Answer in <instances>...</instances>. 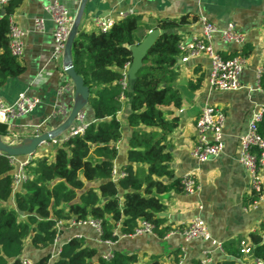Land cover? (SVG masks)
I'll return each instance as SVG.
<instances>
[{
    "label": "trees",
    "instance_id": "trees-1",
    "mask_svg": "<svg viewBox=\"0 0 264 264\" xmlns=\"http://www.w3.org/2000/svg\"><path fill=\"white\" fill-rule=\"evenodd\" d=\"M0 0V88L11 78L24 73L25 67L10 51V19L24 0ZM142 15L132 13L115 22L106 32H86L79 28L72 47L73 65L90 90V105L95 121L82 133L60 143L52 158L43 153L25 165L27 179L14 187V165L0 154V264H21L26 242L37 249L52 248L61 226L74 221H93L101 226V239L116 242L135 233L141 222L152 225L153 233L165 238L172 226L161 216L167 209L161 200L166 193H185L183 178L171 166L172 154L167 140L178 127V119H168L167 108L180 109L182 95L174 88L182 56L180 38L170 29L189 22L161 21L162 32L148 52L137 74L132 92L125 87L124 70L132 63L130 48L145 37ZM250 47L240 54L248 57ZM232 56H226L230 59ZM201 80L190 82L198 89ZM129 102L126 125L127 165L122 177L115 178L117 142L122 139L123 124L118 118L124 99ZM264 133V126L261 127ZM259 196L252 193V205ZM104 199H107L103 202ZM264 225L251 234L252 256L264 262ZM240 245L231 243L226 253L232 260L217 264H241ZM176 263L180 257L175 255ZM152 261V260H151ZM38 264H140L137 255L118 252L106 259L81 238L65 242L55 259L51 252ZM191 264H201L193 261Z\"/></svg>",
    "mask_w": 264,
    "mask_h": 264
},
{
    "label": "crops",
    "instance_id": "crops-1",
    "mask_svg": "<svg viewBox=\"0 0 264 264\" xmlns=\"http://www.w3.org/2000/svg\"><path fill=\"white\" fill-rule=\"evenodd\" d=\"M52 1L24 0L13 16L25 32V50L19 59L25 71L20 76L9 79L0 88V96L6 103L13 104L20 93H26L30 97H38L40 104L31 114L8 122L9 132L2 135L8 142L17 143L23 138L37 135V132L42 134L56 129L66 120L73 108L75 88L64 72V57L59 61H50L55 27L45 10ZM59 1L76 18L82 0ZM130 11L143 16L141 27L145 36L158 28L161 21H178L187 16V24L170 29L174 30L173 33L180 38V44L184 45L202 34L198 19L204 16L220 30L233 24L237 31L244 35L243 45L227 44L222 41L220 34L215 35L211 44L220 55L237 56L244 47L251 48L250 55L245 57L246 66L240 76L242 87L237 91L212 89L208 83L211 67L209 58L202 55L183 63L181 58L184 54L181 52L182 56L177 65L179 76L173 86L182 95V106L180 109H166L169 111V120L178 119V127L169 135L166 143L167 150L172 154L171 166L178 178L192 175L198 190L193 195L171 192L160 197L167 207L163 213L164 225L172 226V230H182L192 219L200 218L221 249L208 241L186 242L178 233L165 238H159L154 233L121 237L113 244H108L102 241L94 227L88 224H69L61 226L58 239L52 248L37 249L30 241L26 242L20 256L22 261L29 260L38 264L50 252L52 259H55L57 250L65 242L72 238H81L104 258L118 252L137 255L140 264H177L175 255L178 254L180 258L185 257L187 264L193 261L203 262L207 258H212L214 264H217L226 260V257L233 259L226 253L229 244L240 245L242 240L249 241L251 234L260 232L264 203H246L251 196V178L239 162V149L240 139L248 131L253 109L258 105L264 106V0H88L79 28L86 32H96L93 25L95 18L108 17L118 22ZM37 18L45 20L42 32L34 28ZM258 69L261 70L259 82ZM200 79L202 80L199 88L191 90L189 83H197ZM206 105L217 106L226 114L224 150L217 158L200 163L191 154L197 142L195 124ZM84 114L87 124L95 121L90 104ZM128 114L129 102L124 99L123 109L118 114L123 129L122 139L116 144V179L122 177L123 168L128 163ZM0 121L2 122L1 118ZM77 125L79 123L75 126ZM58 141L61 143L62 137ZM58 145L59 143L54 142L45 144L34 157L46 153L52 158ZM33 158L10 159L14 165V174L19 173L20 165ZM261 174L264 180V168Z\"/></svg>",
    "mask_w": 264,
    "mask_h": 264
},
{
    "label": "built area",
    "instance_id": "built-area-1",
    "mask_svg": "<svg viewBox=\"0 0 264 264\" xmlns=\"http://www.w3.org/2000/svg\"><path fill=\"white\" fill-rule=\"evenodd\" d=\"M2 3L5 0L1 1ZM49 18L54 24L53 32V50L51 54V62L59 61L64 57L65 47L69 38L70 30L75 22V17L71 14L69 9L59 0H53L46 10ZM132 14L128 12L123 17ZM112 18L98 17L93 21L96 32L106 33L115 24ZM198 22L202 26V34L198 37L192 38L186 44H179L183 56L181 61L188 63L191 59L199 56H207L210 60V72L208 76V83L210 87L217 91H237L241 89L240 76L246 66V58L240 53L230 59H225L212 46L211 42L215 35L220 34L223 42L227 44H244V35L237 31L236 26L229 24L227 28L220 30L206 17L201 16ZM45 27V20L37 18L34 21V28L38 32H42ZM25 32L19 27L14 20L10 19V51L13 56L18 59L22 58L25 50L24 43ZM261 70L258 69V82L260 79ZM126 75V74H125ZM127 88V83L125 82ZM122 99H125L122 96ZM40 104L38 97H30L26 93H20L16 102L8 104L0 96V118L3 123H8L10 120L20 119L26 115L31 114ZM79 125L71 136L82 133L87 123L85 121L84 112L80 113L78 118ZM1 122V121H0ZM226 123V114L221 108L214 105H206L195 124V132L197 136L196 145L192 151V157L200 163H205L217 158L224 150V127ZM264 126V106H256L252 111L251 120L248 126L247 133L240 139L239 162L249 172L251 178V194L254 193L259 196L258 202L264 203V180L262 178V168H264V133L261 127ZM39 135V132H37ZM59 143L58 140L53 141ZM31 161V160H30ZM29 160L20 165L19 173L15 175L14 187L15 189L27 179L24 171L25 165ZM183 185L185 194L193 195L198 190V185L195 178L188 174L183 177ZM90 225L101 236L102 229L98 222L93 221H74L70 225L82 226ZM264 225V218L262 220ZM153 233V227L147 222H141L134 234L124 237H138L149 235ZM178 233L186 242L195 240H203L210 242L213 246L221 249L218 242L213 240L206 224L200 218L192 219L184 229L172 230L169 235ZM113 244V242H106ZM240 251L244 258H241V264H264L262 259L252 256L253 247L248 240H242L240 243ZM60 248L57 250V255ZM109 255L106 259L112 258ZM21 264H35L29 260H21ZM177 264H187L185 257L179 259ZM201 264H214L212 258H207Z\"/></svg>",
    "mask_w": 264,
    "mask_h": 264
},
{
    "label": "water",
    "instance_id": "water-1",
    "mask_svg": "<svg viewBox=\"0 0 264 264\" xmlns=\"http://www.w3.org/2000/svg\"><path fill=\"white\" fill-rule=\"evenodd\" d=\"M88 0H82L79 12L76 16L75 22L70 30L69 38L65 47L63 64L64 72L68 78L72 81L75 88V97L73 108L67 116L66 120L54 130L44 132L39 135L30 136L23 138L19 142H8L2 135L9 132V124L0 122V154L7 155L10 159L16 157H28L33 158L41 147L45 144L51 143L62 137L61 143L67 140L71 133L77 129L75 126L78 123V116L90 104V90L84 84L82 77L76 72L73 65L72 47L74 40L77 37L79 26L81 24L84 11L86 8ZM174 30H168L167 33H173ZM162 32L160 29L156 28L150 31L145 38L135 46L130 48L132 53V63L126 71V83L128 92H132L134 82L136 81L137 74L143 66V62L148 55V52L153 47L157 39L161 36ZM107 199H104L105 202ZM162 217L164 214L161 215ZM222 258L224 255L220 253ZM226 260H232L225 258ZM153 264H161L160 262H155Z\"/></svg>",
    "mask_w": 264,
    "mask_h": 264
}]
</instances>
